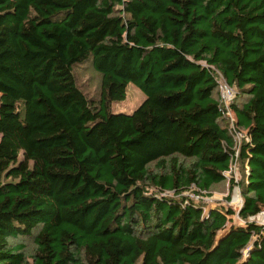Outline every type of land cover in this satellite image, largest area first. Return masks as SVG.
Instances as JSON below:
<instances>
[{"label":"trees","instance_id":"1","mask_svg":"<svg viewBox=\"0 0 264 264\" xmlns=\"http://www.w3.org/2000/svg\"><path fill=\"white\" fill-rule=\"evenodd\" d=\"M129 83L143 101L112 111ZM223 181L241 224L183 195ZM263 214L264 0H0V264H264Z\"/></svg>","mask_w":264,"mask_h":264},{"label":"rangeland","instance_id":"2","mask_svg":"<svg viewBox=\"0 0 264 264\" xmlns=\"http://www.w3.org/2000/svg\"><path fill=\"white\" fill-rule=\"evenodd\" d=\"M73 74L76 80L78 87L82 92L94 103H97L99 96L101 95L100 83L101 75L97 72L91 60L77 64L73 67ZM218 90L217 96L221 99L222 105L225 108L224 110V119L223 123L229 124V118L225 114L230 109L231 103H235L238 106H241L246 101V96L244 94L238 93L236 88L230 87L232 95L229 100H224L222 96V91L225 88V81L221 76L218 77ZM144 99V94L137 88L133 83H129L126 88V95L124 100L119 102H112L110 104V109L114 112L125 111L131 112L137 107ZM243 130V129H238ZM244 131V130H243ZM149 167L154 169V163H150ZM243 169L240 163L236 160L231 165L229 172L225 173L227 180L231 177L235 181H239L242 177ZM153 191V189L151 190ZM166 196H172L173 192L166 191L164 193ZM183 195H188L190 198L199 202L203 205L204 211L206 212L210 207H218L222 209H231L234 213L228 215L229 225L241 224L242 220L238 217L237 213L242 203L241 191L240 188L235 185L232 188L229 187L228 181H223L220 184L213 185L209 192H195L193 188L189 191H185ZM264 215V214H263ZM260 219V220H259ZM258 224L264 225V216H260L255 220ZM223 232L219 231L218 236ZM12 242H23L24 243V252L29 262H31V255L34 253L35 244L33 243V238L31 236L20 238L19 240H12ZM245 253V251H244Z\"/></svg>","mask_w":264,"mask_h":264},{"label":"built area","instance_id":"3","mask_svg":"<svg viewBox=\"0 0 264 264\" xmlns=\"http://www.w3.org/2000/svg\"><path fill=\"white\" fill-rule=\"evenodd\" d=\"M222 93H223L222 96H223V99L224 100H229L230 99V97L232 95V91H231L230 87L227 84L225 85V88L222 91ZM225 114L229 118V124H228V126H229V129H230V133L233 136L234 143L236 145H239L241 143L242 139L247 138L246 131L236 129L235 123H234L235 116H234V113H233L232 110H228ZM254 219L256 220V217Z\"/></svg>","mask_w":264,"mask_h":264},{"label":"water","instance_id":"4","mask_svg":"<svg viewBox=\"0 0 264 264\" xmlns=\"http://www.w3.org/2000/svg\"><path fill=\"white\" fill-rule=\"evenodd\" d=\"M241 205H242V203H241ZM239 211V210H238ZM219 241V240H218ZM250 247L251 246H249L246 250H245V253H244V256H247L249 253H250Z\"/></svg>","mask_w":264,"mask_h":264},{"label":"bare ground","instance_id":"5","mask_svg":"<svg viewBox=\"0 0 264 264\" xmlns=\"http://www.w3.org/2000/svg\"><path fill=\"white\" fill-rule=\"evenodd\" d=\"M260 217V216H259ZM260 220V219H259Z\"/></svg>","mask_w":264,"mask_h":264}]
</instances>
